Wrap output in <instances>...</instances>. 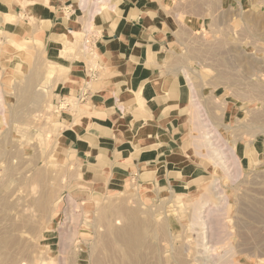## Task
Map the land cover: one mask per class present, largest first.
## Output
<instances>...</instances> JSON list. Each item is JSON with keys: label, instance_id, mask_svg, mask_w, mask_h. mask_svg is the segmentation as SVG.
Returning a JSON list of instances; mask_svg holds the SVG:
<instances>
[{"label": "rangeland", "instance_id": "374dc122", "mask_svg": "<svg viewBox=\"0 0 264 264\" xmlns=\"http://www.w3.org/2000/svg\"><path fill=\"white\" fill-rule=\"evenodd\" d=\"M175 1L191 11L178 16L184 44L175 45L196 87L189 154L209 175L148 196L131 181L92 186L56 160L58 116L84 103L58 98L62 62L91 58L87 21L62 54L55 45L60 61L0 32V264H264V0L238 10ZM230 105L236 117H226ZM198 118L210 127L199 132ZM208 132L207 156L195 142Z\"/></svg>", "mask_w": 264, "mask_h": 264}, {"label": "crops", "instance_id": "0c3cea01", "mask_svg": "<svg viewBox=\"0 0 264 264\" xmlns=\"http://www.w3.org/2000/svg\"><path fill=\"white\" fill-rule=\"evenodd\" d=\"M78 2L0 0V32L43 43L51 59L63 60L51 52L61 45L62 54L85 20L91 27V58L61 61L69 71L58 84V98L84 91L87 98L58 116L56 160L74 166L92 186L131 181L147 196L150 188L197 187L209 168L203 157L189 154V103L196 87L189 84L175 47L184 44L178 16L191 11L175 0H107L96 12L86 7L83 13ZM241 6L243 0H221L219 10ZM94 59L97 76L91 80ZM233 108H225L227 118L236 117ZM244 155L249 162L253 154L245 148Z\"/></svg>", "mask_w": 264, "mask_h": 264}, {"label": "built area", "instance_id": "2783aa9c", "mask_svg": "<svg viewBox=\"0 0 264 264\" xmlns=\"http://www.w3.org/2000/svg\"><path fill=\"white\" fill-rule=\"evenodd\" d=\"M81 1L82 0H79V2H78V8H79V10L81 12L85 13L86 12V10H85L86 7L94 8V12H96V10L98 8V4H97L96 0H94L92 2L90 0H86L83 3ZM90 2H91V4H90ZM69 8L72 11L73 7L71 6ZM84 33H85V35H84V37H85L84 47H85L86 50L91 48L90 49V51H91L92 48H93V45H94V39L92 37V32L90 31V29L89 30L87 29ZM96 72H97L96 66L95 65H91L90 66V79L91 80L96 78V76H97ZM86 98H87V93L84 91V92H81L80 94H78L75 99L77 101H85ZM62 101H65V100H62Z\"/></svg>", "mask_w": 264, "mask_h": 264}, {"label": "bare ground", "instance_id": "6f19581e", "mask_svg": "<svg viewBox=\"0 0 264 264\" xmlns=\"http://www.w3.org/2000/svg\"><path fill=\"white\" fill-rule=\"evenodd\" d=\"M96 1H97V4H98V5H100V4H105V3H102V2H104V1H100V2H99L98 0H96ZM81 2L83 3L84 0H82ZM99 3H100V4H99ZM101 8H102V7H100V9H101ZM9 17H12V16H9ZM72 29H73V28H72ZM72 29H71V30H72ZM71 32H72V31H71ZM73 34H75V33L73 32ZM66 37H67V36H66ZM161 85H162V84H161ZM138 104H139V103H138ZM193 105H194V106L196 105L194 99H193ZM195 109H196V106H195ZM196 110H197V109H196ZM195 121H196V120H195ZM197 122L200 123V126L198 127L199 132H200L201 130H202V131H203V130H207V129H206L207 125L205 126L204 123H202L203 121L200 120V118L197 119ZM204 126H205V127H204ZM208 127H210V126H208ZM208 127H207V128H208ZM204 132H205V131H204ZM204 135H205V134H204ZM204 135H203V136H202V135H201V136H200V135L197 136L199 140H198V142H197V140H196L197 143L195 142V146L197 147V149H203L204 152L206 153V155L208 156V155H209V150H210V149H209L208 146L205 144L204 140H205V138L209 135V132H208L207 135H205V136H204ZM208 137H209V136H208ZM227 162H228V161H227ZM227 162H226V163H227ZM215 164H216V165H219V161H218V160L215 161ZM59 202H60V201H58L57 203H59ZM223 231H224V230H223Z\"/></svg>", "mask_w": 264, "mask_h": 264}]
</instances>
